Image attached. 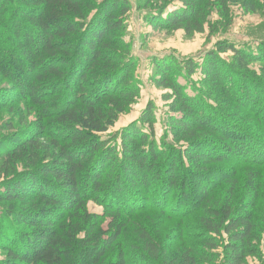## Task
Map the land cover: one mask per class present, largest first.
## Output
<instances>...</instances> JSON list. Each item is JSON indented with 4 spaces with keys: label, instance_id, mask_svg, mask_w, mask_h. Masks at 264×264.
Here are the masks:
<instances>
[{
    "label": "trees",
    "instance_id": "trees-1",
    "mask_svg": "<svg viewBox=\"0 0 264 264\" xmlns=\"http://www.w3.org/2000/svg\"><path fill=\"white\" fill-rule=\"evenodd\" d=\"M140 1L141 10L154 7L146 16L151 24L192 36L204 33L213 8L225 19L231 5L254 13L261 0ZM131 9L129 0H0V75L11 81L13 98L28 104L36 125L0 149L6 161L0 180L7 175L1 214L10 222L6 228L15 226L0 230L7 255L0 264H202L197 255L206 258L217 245L212 235L222 233L228 237L225 264H244L259 253L264 138L255 131L259 124L264 129V83L248 70L264 61L263 50L255 55L218 43L211 61L201 65L209 95L192 86L188 93L170 75L176 70L192 77L198 63L158 59L156 82L173 92L167 133L187 144L184 157L177 146L156 144L151 108L118 135L119 144L105 135L139 96L130 78L137 63L119 34ZM226 53L230 60L220 57ZM231 100L242 109L230 112ZM255 120L258 126L251 125ZM230 157L231 166L244 168L238 205L236 171L223 181L226 194L215 198V188H205L201 178L202 165H228ZM191 183L201 187L196 206L207 214L197 219L206 248L199 252L185 236L190 217L180 213ZM141 190L153 200L144 203ZM25 201L31 209L13 206ZM90 202L103 212H90ZM148 209L170 219L154 220Z\"/></svg>",
    "mask_w": 264,
    "mask_h": 264
},
{
    "label": "rangeland",
    "instance_id": "rangeland-1",
    "mask_svg": "<svg viewBox=\"0 0 264 264\" xmlns=\"http://www.w3.org/2000/svg\"><path fill=\"white\" fill-rule=\"evenodd\" d=\"M129 2L132 4V9L123 17L124 24L119 34L120 38L123 39L124 44L129 48V56H131L134 62L137 63L130 78L132 83L139 88V96L133 104H131L126 111L119 116L116 124L111 127L105 137H109V140H111V136H116V142L120 144V137L118 135L126 131L127 128L135 123H139L144 112L148 108H151L153 109V115L156 121L154 130V140H156V144L162 149H166L170 146H177L176 150L182 151L184 157L187 144L174 141L173 135L167 133L169 126L168 119L170 116L175 115L172 106H170L173 103V99L172 97L169 99L167 98L169 95L172 96L173 92L170 88L167 89L157 84L156 80L160 79L154 76L156 74L157 65L158 63L160 64L157 60L169 58L173 62L181 63L182 60L192 59L194 62L198 63L199 70L197 71V74L192 77L189 76L187 78L182 76L185 72H177L176 70L175 72L171 71L170 75L176 77L184 87L188 88V93H193L191 90L192 86L193 89L199 90L200 92L203 91L204 93L207 92L209 95L210 90H208V87L204 86L202 83L201 65H207L208 62L211 61V53L216 51V45L218 43L233 44L240 49H247V51L249 50L255 55L257 51L263 50L261 54H264V0L260 1L257 10L254 13H247L241 4L231 5L229 12V16L231 17L225 19H223L222 16L218 14L217 10L213 8L210 11V17L205 23L204 33H196L192 36H189L184 29L177 31L162 30L156 25L151 24L146 18L147 14H149L150 10L154 7L141 10L139 9L140 0H129ZM172 3L175 4L173 1ZM176 4L179 5V3ZM220 57L224 60H230L232 55L231 53H226L220 55ZM248 74H250L252 78L258 79V81L264 83V61H254L249 67ZM12 89L11 81L0 75V149L2 150H5V148L12 143L13 138L25 136L28 129H30V131H35L36 126L34 113L29 110L26 102L18 103V100L13 98V94H10ZM240 101L243 102V98H241ZM229 103L231 106L229 107L231 109L230 112L235 109H242V104L237 101L231 100ZM2 105L5 106L2 107ZM21 110L22 112H20ZM256 121L257 120L253 121L254 124L251 125H257L258 123H256ZM261 125H257V129L253 126L251 127L255 128V132L259 133L260 136L264 138V129ZM9 126H12L14 129L12 131L7 130ZM144 129L149 131L148 125L145 124ZM5 141L9 142L6 146L3 144ZM232 160L233 157H230L227 163L228 165L217 162V164L211 165L209 168L202 165L201 169L204 171V174L201 178L203 179L202 182L204 184L202 185L205 188H215L213 191L215 193H212L213 195L211 194V197L215 198L226 194L228 184H224L223 181H229L232 172L236 171L238 186L236 188L234 202L235 205H238L244 193L245 174L244 168L238 167L239 164L237 167L231 166L234 161ZM5 164L6 161L4 156H0V169L4 168ZM260 170L264 174V166H262ZM21 171L24 170L21 169L20 172ZM238 173H240L239 176ZM2 176V178H7L5 173ZM2 178L0 180V186L2 185ZM192 183L186 188L188 191L186 192L187 197L186 201L183 203L184 207L180 208V213L185 214L184 216H181V218L190 217L187 222L188 227L185 230V236L188 239V243L191 246L193 245L199 252L205 248V245L204 237L202 236L204 229L202 228V225L197 222V219L198 217L207 216V214L204 210L199 211L196 206L197 201L200 199L198 196L201 187L197 185V187L193 186ZM137 190H139V188H137ZM151 192L154 194L155 189L153 188ZM152 193L151 196L148 197L147 195H144V192L142 191L139 194L141 196L140 199L143 201L149 198L148 200H150L153 196ZM262 194L263 200L260 201L256 212V221H258V223H263L260 230L257 229L258 235L260 234L259 239L261 240L256 242V246L260 251L256 255H248L244 264H264V188L262 189ZM4 205L5 204L0 205V230H11L15 226L11 223V226L6 228L8 226L7 223L10 222L5 221L6 219H4V216L1 214L6 209V206ZM13 206L19 211H23L25 209H31L32 203L28 201L17 202L14 203ZM88 210L95 214L103 212L102 208L95 202L89 203ZM148 211L149 209L146 213ZM148 213L151 218H154V220L170 219L161 215L159 210H152ZM16 222L18 223L17 220ZM21 225L23 226L24 224ZM21 225L20 227H22ZM175 232L176 231H174V233ZM212 237L218 240L217 243H215L217 244L215 245L216 247L212 251L206 250L205 248V250L209 252L206 258H202L200 255L197 256L201 258L202 264H225L226 255L229 254V252L225 250L228 237L225 233L217 236L212 235ZM176 242V240L172 242L170 247L172 250L176 246ZM170 254L171 253L169 252V255ZM6 256L5 250L0 247V262L5 261L7 259ZM141 264L149 263L145 260Z\"/></svg>",
    "mask_w": 264,
    "mask_h": 264
}]
</instances>
